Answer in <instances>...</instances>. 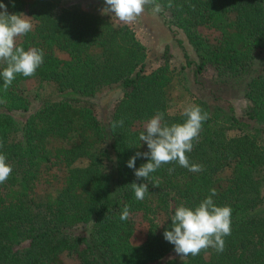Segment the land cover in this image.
<instances>
[{
    "label": "trees",
    "instance_id": "obj_1",
    "mask_svg": "<svg viewBox=\"0 0 264 264\" xmlns=\"http://www.w3.org/2000/svg\"><path fill=\"white\" fill-rule=\"evenodd\" d=\"M61 1L0 0L33 23L17 45L44 52L34 76L18 74L6 91L0 78V152L13 169L0 184V264H66L65 254L76 264H264V0H158L167 27L180 30L197 57L196 80L212 69L213 82L241 89L247 106L240 118L231 105L193 96L186 107L199 105L209 118L186 155L203 171L173 162L148 180L127 161L148 151L139 136L156 113L169 126L186 120L184 110L171 112L191 95L184 65L172 64L166 46L147 70L149 47L130 26ZM27 81L40 87L35 107ZM113 84L121 97L102 121L95 97ZM43 86L53 90L41 93ZM120 119L123 127H113ZM147 162L138 157L135 167ZM133 182L148 184L143 200ZM213 188L214 203L232 209L225 249L181 259L163 236L170 216L181 204L195 208ZM125 206L130 216L121 221ZM134 213L146 224L137 244Z\"/></svg>",
    "mask_w": 264,
    "mask_h": 264
},
{
    "label": "clouds",
    "instance_id": "obj_2",
    "mask_svg": "<svg viewBox=\"0 0 264 264\" xmlns=\"http://www.w3.org/2000/svg\"><path fill=\"white\" fill-rule=\"evenodd\" d=\"M105 7L101 10L104 14H111L125 25L133 24L145 11L146 6H151L153 12L159 13L163 6L158 0H104ZM169 3L168 7H171ZM33 29V23L28 16L22 13L9 14L7 6L0 3V62L6 64L0 70L3 87L6 91L18 74L31 77L43 63L44 52L36 48L25 50L17 45V38L26 35ZM4 101L0 100V103ZM186 120L183 123L167 125L164 122V113L158 112L148 120L145 131L140 133L139 139L147 144V152H136L127 161V166L134 169L137 179L148 180L151 173L156 172L162 165L178 162L181 167L190 172L203 171V166L190 163L186 153L193 150L194 142L199 140L203 123L209 114L199 105H190L183 111ZM123 119L113 122V127H123ZM4 147L0 141V149ZM138 157L148 158V162L139 168L135 167ZM12 165L7 162L5 154L0 152V184L5 183L12 173ZM169 173L174 169L169 168ZM137 200H143L149 192L147 183L130 184ZM154 187L159 182L153 183ZM210 195L195 208L183 204L177 206L170 216L171 230L165 229L164 239L174 245L177 255L181 259L189 255H199L202 250L214 248L217 252L225 249V237L231 235L230 206H217L213 197L216 190H210ZM130 210L125 206L119 219L128 220Z\"/></svg>",
    "mask_w": 264,
    "mask_h": 264
},
{
    "label": "rangeland",
    "instance_id": "obj_3",
    "mask_svg": "<svg viewBox=\"0 0 264 264\" xmlns=\"http://www.w3.org/2000/svg\"><path fill=\"white\" fill-rule=\"evenodd\" d=\"M61 6L77 5L82 9L91 10L95 13L108 16L109 20L115 25H122L115 16L111 14L102 13V9L106 6L104 0H62ZM26 16V15H25ZM130 26L137 36L145 42L148 47L147 70L155 67L162 62L161 55L166 46L172 54L171 62L176 66H183L184 74L186 77V85L191 95H186L178 102L176 106L171 109V112L182 111L192 101V97L205 99L206 101L219 105H231L234 113L242 118L243 112L247 106V100L242 95V90L237 88H229L227 86L216 85L212 80V69L208 68L199 74L196 80L193 74L194 65L197 62V57L188 45L184 34L177 30L175 34L164 22L163 16L159 13L153 12L152 8L146 6L144 13ZM22 37H18L17 41ZM178 40L182 41L179 44ZM188 53L189 60L192 61L191 66H186V58L184 52ZM264 69V57L259 64ZM177 87H179L177 85ZM24 90L30 94L31 106L35 107L38 104V97L36 96L37 90L40 87L35 81H27L24 83ZM53 89L50 86H43L41 93H50ZM44 93V94H45ZM121 97L120 88L113 84L105 88L101 93L95 97L96 114L102 121H107L112 113L115 101ZM40 187V186H39ZM38 187V189H39ZM135 222V232L132 237V242L137 244L143 241L146 232V224L142 220L140 213L132 214ZM75 233H84L83 226H77L73 229ZM64 261L66 264H76L74 257L65 254Z\"/></svg>",
    "mask_w": 264,
    "mask_h": 264
}]
</instances>
